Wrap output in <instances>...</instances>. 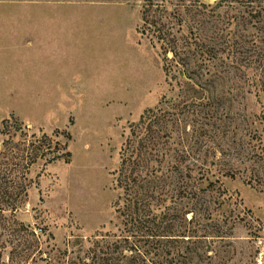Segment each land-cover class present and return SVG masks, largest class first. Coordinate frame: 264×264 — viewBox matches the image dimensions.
<instances>
[{
  "label": "rangeland",
  "instance_id": "1",
  "mask_svg": "<svg viewBox=\"0 0 264 264\" xmlns=\"http://www.w3.org/2000/svg\"><path fill=\"white\" fill-rule=\"evenodd\" d=\"M149 1L163 5L165 15L172 17L176 4L183 13L182 5L193 0H0V161L21 154L3 140L10 137L7 143H18L33 133H54L60 142L68 134L70 152L68 162L62 157L45 167L42 160L33 165L27 175L32 180L27 203L16 212L1 213L4 263L86 260L95 235L119 234L113 207L120 193L115 171L129 126L163 95L173 94L183 78L171 53L164 60L157 42L139 32ZM241 1L222 2L218 27L236 15ZM250 26L239 24L243 28L238 37L247 36L242 42L237 37L241 45L236 48L243 56L226 54L229 60L246 55L242 51L250 48L247 40L254 32ZM233 31L230 27L225 32ZM245 73L252 76L251 90L264 87V67L256 65H236L216 87L226 90L244 81L238 76ZM232 93L223 97L221 107L227 112L220 108L214 121L195 124L197 130L217 135V140L205 136L200 148L202 153L216 150L213 168L239 169L221 178L225 193L220 199H230L217 219L230 235L214 242L207 237L191 248L196 253L205 249L203 264H264V98L247 95L242 101ZM250 113L254 116L244 117ZM4 119L12 127L4 126Z\"/></svg>",
  "mask_w": 264,
  "mask_h": 264
},
{
  "label": "trees",
  "instance_id": "2",
  "mask_svg": "<svg viewBox=\"0 0 264 264\" xmlns=\"http://www.w3.org/2000/svg\"><path fill=\"white\" fill-rule=\"evenodd\" d=\"M224 1L207 4L193 0L182 5L183 13L176 4L172 17L171 13L165 15L160 3H145L139 32L157 42L164 60L171 53L170 60L183 78L176 82L177 92L163 95L129 126L115 171V187L120 193L113 207L121 225L119 234L99 235L100 238L95 235L85 253L87 259L76 257L67 264H203L205 249L196 253L191 245L207 237L214 242L230 235L217 219L224 201L230 199H220L225 193L221 178L233 176L239 169L213 168L216 150L202 153L201 149L205 136L217 140V135L208 134L202 127L197 130L195 124L214 121L222 113L220 108L227 112L221 107L225 92H233L234 98L242 101L247 95L264 98V87L251 90L253 79L246 73L238 76L244 81H236L226 90L216 87L223 74L236 65L264 67V0H242L236 15L224 27H218L221 21L217 9ZM248 23L254 28L247 40L252 42L250 48L242 51L246 54L242 60H229L226 54H240L236 46L241 45L237 37L243 27L239 29V24ZM230 27L234 30L231 35L225 32ZM238 39L242 42L247 36L242 34ZM250 50L252 54H248ZM253 116L250 113L244 117ZM2 122L11 126L8 120ZM5 133L13 136L10 130ZM245 134L250 136L249 132ZM30 136L18 143H7L10 137L2 141L21 154L0 161V215L4 211L16 212L27 203L32 182L27 175L38 161L42 160L45 167L62 157L65 162L69 160L68 134L64 142L56 140L54 133ZM249 156L254 158V154ZM209 157L214 159L209 161ZM21 227L27 230L30 225ZM1 258L0 250V264H7Z\"/></svg>",
  "mask_w": 264,
  "mask_h": 264
}]
</instances>
